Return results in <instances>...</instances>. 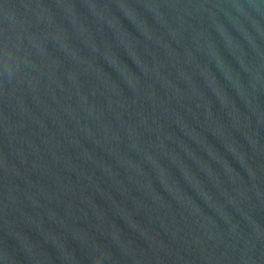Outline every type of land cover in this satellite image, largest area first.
<instances>
[{"label":"water","instance_id":"water-1","mask_svg":"<svg viewBox=\"0 0 264 264\" xmlns=\"http://www.w3.org/2000/svg\"><path fill=\"white\" fill-rule=\"evenodd\" d=\"M0 264H264V0H0Z\"/></svg>","mask_w":264,"mask_h":264}]
</instances>
